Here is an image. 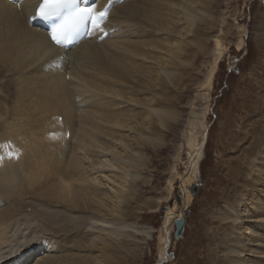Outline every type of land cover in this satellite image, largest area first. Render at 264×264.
Returning <instances> with one entry per match:
<instances>
[{
	"label": "bare ground",
	"instance_id": "6f19581e",
	"mask_svg": "<svg viewBox=\"0 0 264 264\" xmlns=\"http://www.w3.org/2000/svg\"><path fill=\"white\" fill-rule=\"evenodd\" d=\"M220 2L126 0L110 10L104 39L66 50L28 23L32 0H0V145L18 152L0 163V264L137 261L139 245L129 238L148 233L136 225L139 213L156 212L161 202L138 195L136 182L151 181L142 174L144 153L162 146L159 125L177 124L181 99L173 91L182 93L199 72L211 39L201 86L212 90L227 50L211 14ZM245 33L241 26L237 51ZM255 98L258 117L242 123V138H232L238 154L220 165L226 179L213 181L227 186V208L212 216L220 228L207 227V252H197L199 260L187 253V264H264V87ZM206 113L191 122L186 139L183 208L209 134ZM98 166L108 168L111 183L91 175ZM176 206L168 207L158 236L161 261L175 218L184 215Z\"/></svg>",
	"mask_w": 264,
	"mask_h": 264
},
{
	"label": "rangeland",
	"instance_id": "374dc122",
	"mask_svg": "<svg viewBox=\"0 0 264 264\" xmlns=\"http://www.w3.org/2000/svg\"><path fill=\"white\" fill-rule=\"evenodd\" d=\"M221 2V6L213 9L211 14L219 21L216 33L221 34L223 45H227V50L219 64L212 90L201 86L213 58L214 44L211 39L208 41L207 54L196 64L200 67L199 72L193 73L191 79L187 81L185 79L186 89L182 93L173 91L181 99L174 107L179 115L177 124L173 128L159 125L163 133L162 146L155 153L150 148L145 150L147 165L142 170V174L150 177L151 181L149 184L136 182L138 195L142 200L155 197L161 202L158 211L150 213L142 210L139 213L136 225L148 233L144 236L136 235L134 240L129 238L132 242L138 243L139 250L137 261H134L135 263L129 261L128 264H187L185 258L187 253L191 252H194L193 256H196V259L200 257L199 260L201 256L197 252H207L210 237V235L206 236V233H209L207 227L220 228L217 226V219H213L212 216L216 210L227 208L221 200L227 186L224 187L225 181L216 187L215 178L219 175L226 179L225 169L220 165L224 159L238 154L232 138L236 136L241 139L242 123L258 117L255 97L259 96V92L264 87V0H221ZM241 26H244L246 33L243 35V48L237 51L234 41L240 34ZM204 109L207 112L206 124L209 134L198 163L199 174L194 180L195 183L189 188L191 201L186 208H183L179 176L185 170L188 159L186 139L191 129V122H197ZM196 130L199 134L200 128L197 127ZM94 158L90 157L87 162L92 163ZM107 171L108 168L98 166L91 171V175H97L99 181L111 183L108 178H104ZM170 180L173 183L171 190ZM260 187L263 188L264 185ZM262 199L264 201V197ZM173 203L177 205L173 212L183 211L186 223L178 239L173 238L172 234L169 235V244L163 248L162 259L165 260L161 261L162 252H160L158 236L165 231L164 216ZM252 220L247 223L253 224ZM254 225L258 227V223ZM213 238L215 241L218 240L215 236ZM16 263L17 261L13 264ZM197 264L201 263L198 261Z\"/></svg>",
	"mask_w": 264,
	"mask_h": 264
},
{
	"label": "snow or ice",
	"instance_id": "6c2138e0",
	"mask_svg": "<svg viewBox=\"0 0 264 264\" xmlns=\"http://www.w3.org/2000/svg\"><path fill=\"white\" fill-rule=\"evenodd\" d=\"M111 4L112 0H108V5ZM108 13V6L97 10L96 4L89 5L88 0H39L34 17L48 22L51 41L64 48L77 42L76 38L81 35H92L97 30L103 32L101 25ZM0 148L5 149L0 154V163L5 157L18 156V152L8 150V144L0 145Z\"/></svg>",
	"mask_w": 264,
	"mask_h": 264
},
{
	"label": "water",
	"instance_id": "95a60500",
	"mask_svg": "<svg viewBox=\"0 0 264 264\" xmlns=\"http://www.w3.org/2000/svg\"><path fill=\"white\" fill-rule=\"evenodd\" d=\"M193 192L195 194L196 185H195V188H194ZM185 223H186L185 215L182 214L181 216H178L177 218H175V221H174L175 230L173 232V238L178 239L181 236Z\"/></svg>",
	"mask_w": 264,
	"mask_h": 264
}]
</instances>
